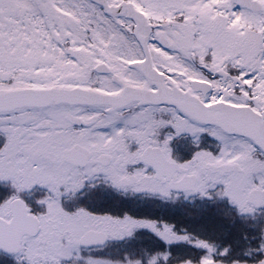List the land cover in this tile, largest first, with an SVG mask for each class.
Masks as SVG:
<instances>
[{
    "label": "snow or ice",
    "instance_id": "6c2138e0",
    "mask_svg": "<svg viewBox=\"0 0 264 264\" xmlns=\"http://www.w3.org/2000/svg\"><path fill=\"white\" fill-rule=\"evenodd\" d=\"M0 264H264V0H0Z\"/></svg>",
    "mask_w": 264,
    "mask_h": 264
}]
</instances>
